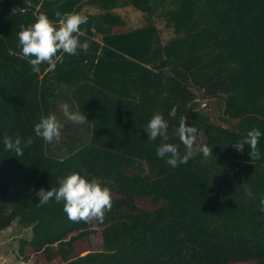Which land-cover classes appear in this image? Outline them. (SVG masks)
I'll return each mask as SVG.
<instances>
[{
	"label": "trees",
	"instance_id": "obj_1",
	"mask_svg": "<svg viewBox=\"0 0 264 264\" xmlns=\"http://www.w3.org/2000/svg\"><path fill=\"white\" fill-rule=\"evenodd\" d=\"M73 12L88 17L80 26L87 52L58 53L54 70L44 63L32 72L21 56V25L41 13L59 23ZM158 23L173 33L165 42ZM216 90L230 93L232 128L216 126L202 107ZM64 103L88 123L68 121ZM157 112L182 155L176 129L185 116L212 156L197 152L176 168L157 157L160 138L149 141L144 131ZM49 113L64 124L59 143L35 135ZM254 127L262 135L260 158L252 160L247 145L236 151L233 144ZM5 134L35 142L17 157L5 150ZM72 172L112 182L103 222L70 221L63 201L38 206L35 193L58 188ZM261 198L264 0H0V233L13 224L28 231L21 257L35 251L36 264L57 257L61 264H264Z\"/></svg>",
	"mask_w": 264,
	"mask_h": 264
},
{
	"label": "clouds",
	"instance_id": "obj_2",
	"mask_svg": "<svg viewBox=\"0 0 264 264\" xmlns=\"http://www.w3.org/2000/svg\"><path fill=\"white\" fill-rule=\"evenodd\" d=\"M57 17L61 16L59 11L55 12ZM88 22V17L79 12L67 13L62 20L57 23L49 19L46 13H41L36 21L25 27L21 25L18 33V41L21 46V56L29 60L31 70L39 73L40 65L47 63L50 69H55L57 60L62 62L58 53L77 55V50L83 48L87 52L90 47L85 41L82 45L80 36V26ZM31 58V59H29ZM64 117L74 123L83 125L88 123L86 116L78 109L70 110L67 103L61 105ZM64 124L55 113H49L41 117L39 123L34 125V132L46 143H59L61 130ZM144 131L147 133L149 141H156L160 138V144L156 149L157 157L165 159L166 164L173 168L181 164H187L194 153H202L205 158L212 156V147L207 143L198 144V129L188 126L186 117H181L176 132L180 143L185 148V153L180 152V145L169 143L168 123L162 113H155L148 121ZM262 133L258 128H252L247 132L243 140L233 144L236 151H242L245 145L248 146L249 155L252 160L260 158L258 143ZM33 137L26 139L16 135L15 138L5 134L3 144L6 151L15 152L17 157L23 156L24 149L34 143ZM87 175V174H86ZM79 172H72L60 181L58 188H51L45 191L39 189L35 194L39 197L38 206H43L54 199L57 203L63 201V210L70 221L79 223L81 221L90 223L92 220L103 222L106 212L112 208V190L109 186L111 181H104L100 177L86 178ZM252 196V193H248ZM260 211L264 212V198L260 200ZM19 264H31V260H20Z\"/></svg>",
	"mask_w": 264,
	"mask_h": 264
},
{
	"label": "rangeland",
	"instance_id": "obj_3",
	"mask_svg": "<svg viewBox=\"0 0 264 264\" xmlns=\"http://www.w3.org/2000/svg\"><path fill=\"white\" fill-rule=\"evenodd\" d=\"M87 9V8H86ZM91 14L97 13L98 8L90 6L87 9ZM131 18H136V15L132 12ZM158 28L162 31L163 41H167L170 37L173 36V33L166 32L162 29V25L158 23ZM192 82V80H190ZM217 92L214 95L208 96L207 100H201L202 107H204L205 112L210 117L211 121L216 126H224L227 128H232L235 125L236 120L230 119L227 117L225 113L226 102L228 98H230V93L223 90H216ZM203 136L199 135L197 137V142L203 141ZM214 154V153H213ZM226 166L230 165L225 162ZM95 226V225H94ZM29 236L27 230L21 228L18 224H13L11 228L0 233V264H19L20 258L28 261L31 260V264H36V257L34 256V252H25L24 255L19 254V241L21 238H26ZM101 234L100 229L98 228L96 233L92 236L93 248L98 250L101 248ZM58 253H55V255ZM62 258L57 257L54 261H47V263L43 264H61Z\"/></svg>",
	"mask_w": 264,
	"mask_h": 264
}]
</instances>
